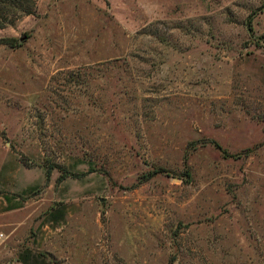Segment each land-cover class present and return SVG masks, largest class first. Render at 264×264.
<instances>
[{
	"label": "rangeland",
	"instance_id": "374dc122",
	"mask_svg": "<svg viewBox=\"0 0 264 264\" xmlns=\"http://www.w3.org/2000/svg\"><path fill=\"white\" fill-rule=\"evenodd\" d=\"M34 4L0 29V264H264V0Z\"/></svg>",
	"mask_w": 264,
	"mask_h": 264
},
{
	"label": "trees",
	"instance_id": "16d2710c",
	"mask_svg": "<svg viewBox=\"0 0 264 264\" xmlns=\"http://www.w3.org/2000/svg\"><path fill=\"white\" fill-rule=\"evenodd\" d=\"M35 0H0V29L13 25L23 16L32 15L35 7ZM26 37L19 39L4 38L0 39V44L9 47H18ZM161 169H157L153 174H164Z\"/></svg>",
	"mask_w": 264,
	"mask_h": 264
}]
</instances>
